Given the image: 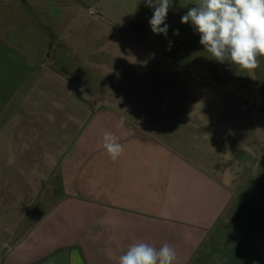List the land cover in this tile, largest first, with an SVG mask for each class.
<instances>
[{"label": "rangeland", "instance_id": "374dc122", "mask_svg": "<svg viewBox=\"0 0 264 264\" xmlns=\"http://www.w3.org/2000/svg\"><path fill=\"white\" fill-rule=\"evenodd\" d=\"M92 1L83 2L81 12L33 8L34 18L12 25V33L18 31L22 38H10L24 47L10 48L18 57L0 62V97L6 86L21 84L7 68L32 63L26 92L20 94L30 89V98L39 96L42 82L51 78L46 90L68 95L63 99L68 110L109 115L112 123L124 118L130 127L141 128L235 195L192 264H264V57H258V68L245 72L208 59L199 35L181 23L198 0H173L166 37L151 31L154 9L145 0ZM91 7L101 15L90 12ZM31 48L38 58L28 57ZM8 50L0 47V53ZM11 99L0 102V248L24 239L61 200L45 192L32 199L33 183L19 180L8 168L13 157H3V151L13 143L14 129L31 125L36 104L27 99L17 110L18 98ZM29 106L30 117L25 113ZM45 107L58 115V104ZM67 114L62 108L52 122L48 111L40 109L34 125L42 134L53 133L59 147L67 146L66 131L59 132ZM0 264H5L2 259Z\"/></svg>", "mask_w": 264, "mask_h": 264}, {"label": "crops", "instance_id": "0c3cea01", "mask_svg": "<svg viewBox=\"0 0 264 264\" xmlns=\"http://www.w3.org/2000/svg\"><path fill=\"white\" fill-rule=\"evenodd\" d=\"M52 1L55 0H0V47L9 49L0 53L1 63L18 57L10 48L24 47L10 38L11 35L15 40L22 38L18 31L12 33V25L25 24L30 17L34 18L33 8L41 10L47 5L81 12L82 3L92 0H56V4L48 5ZM29 53L31 60L34 56L38 58L32 48ZM31 65L7 68L9 76L21 79V84L6 86L0 102L9 104L16 97L17 110L27 99L32 106L36 104L31 125L13 130L14 141L3 151V157L10 153L17 159L15 167L12 158L10 172L19 180L27 178L33 183L29 197L35 199L45 192L46 197L61 200L48 213L49 218L39 220L24 239L0 248L2 262L119 264V257L131 245L143 242L156 249L168 243L176 252L174 264H192L205 247L210 230L221 220L230 200H234V193L187 160L177 159L141 128L130 127L126 119L112 123L109 115L95 116L93 112L85 115L79 108L68 110L63 100L68 95L60 97L59 89L46 90L51 78L42 82L39 96L30 98V89L25 95L20 94L33 73ZM44 78L42 75L39 82ZM13 88L18 90L10 92ZM47 102L58 104V115L62 108L68 112L59 127V132L66 131L63 140L70 139L67 146L59 147L53 133L42 134L34 125L40 109L48 111L52 122L58 117L45 107ZM32 106L25 110L29 117ZM121 119L123 127L119 126ZM105 131L114 133L123 146L116 161L110 159L102 146ZM68 147L60 156L59 151ZM44 185L47 188L42 191ZM55 193L60 196H52Z\"/></svg>", "mask_w": 264, "mask_h": 264}, {"label": "clouds", "instance_id": "9594fccd", "mask_svg": "<svg viewBox=\"0 0 264 264\" xmlns=\"http://www.w3.org/2000/svg\"><path fill=\"white\" fill-rule=\"evenodd\" d=\"M145 5L154 9L149 19L151 31L166 37L169 26L165 21L173 0H145ZM181 23L190 24L199 35L208 59L234 66L238 72L255 70L258 57H264V0H198L181 17ZM123 124L121 119L119 126ZM102 146L113 161L123 152L118 137L108 131ZM175 260L176 252L168 243L156 249L141 242L131 245L119 257V264H174Z\"/></svg>", "mask_w": 264, "mask_h": 264}, {"label": "flooded vegetation", "instance_id": "af4514ba", "mask_svg": "<svg viewBox=\"0 0 264 264\" xmlns=\"http://www.w3.org/2000/svg\"><path fill=\"white\" fill-rule=\"evenodd\" d=\"M90 10H91V12L96 13V12H95L96 9H95L94 7H91Z\"/></svg>", "mask_w": 264, "mask_h": 264}, {"label": "water", "instance_id": "95a60500", "mask_svg": "<svg viewBox=\"0 0 264 264\" xmlns=\"http://www.w3.org/2000/svg\"><path fill=\"white\" fill-rule=\"evenodd\" d=\"M96 12V11H95ZM98 15H101L100 13L96 12Z\"/></svg>", "mask_w": 264, "mask_h": 264}, {"label": "trees", "instance_id": "16d2710c", "mask_svg": "<svg viewBox=\"0 0 264 264\" xmlns=\"http://www.w3.org/2000/svg\"><path fill=\"white\" fill-rule=\"evenodd\" d=\"M233 201V200H232ZM261 262V261H260Z\"/></svg>", "mask_w": 264, "mask_h": 264}]
</instances>
